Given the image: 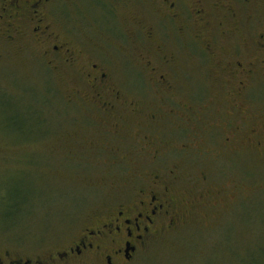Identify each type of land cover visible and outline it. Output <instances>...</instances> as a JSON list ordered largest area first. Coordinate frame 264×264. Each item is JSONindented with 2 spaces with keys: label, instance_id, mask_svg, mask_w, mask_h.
Wrapping results in <instances>:
<instances>
[{
  "label": "rangeland",
  "instance_id": "rangeland-1",
  "mask_svg": "<svg viewBox=\"0 0 264 264\" xmlns=\"http://www.w3.org/2000/svg\"><path fill=\"white\" fill-rule=\"evenodd\" d=\"M252 3L238 12L241 26L226 43L228 48H238L239 57L251 51V39L264 36V0ZM90 15L92 12L80 10L65 13L70 37L78 42L89 37L104 44L98 40L99 28ZM172 37L164 36L169 48L175 43ZM176 43L180 51H186L182 40ZM192 47L188 50L197 52ZM183 57L189 58L188 54ZM258 57L264 60V53ZM189 62L185 69H178L172 91H156L146 85L144 90L129 92L145 111L155 108L157 115L164 116V123L156 124L157 130L163 127V131L155 138L165 142L167 153L162 151L153 161L151 151L147 155L128 142L114 145L99 140L102 146H118L120 151L133 148L125 162L120 161L125 157L123 152H89L90 148L101 147L90 136L78 144L73 138L66 140L68 129L72 134L78 127L73 122L67 124L66 112L71 117L80 115L65 104L66 94L75 87L72 79L57 81L40 62H33L31 69L21 65L10 68L7 75L13 74L18 80L11 87L8 82L5 85L9 76L0 68V231L27 230L18 242L44 252L72 239L108 204L115 191L127 190L129 176L135 170L137 181L152 180L154 175L164 178L173 171L178 203L190 202L184 208L187 220L175 232L150 239L130 264H264V145L239 147L235 143L229 150H221L230 137L229 122L234 126L241 118V112L233 111V102L240 105L251 125H264V76L260 74L264 69L248 82L243 99L234 97L235 101L230 99L228 104V94L233 95L235 89L233 83L225 90L213 82V72L202 73ZM148 80V76H135L133 84H149ZM176 104L191 108L192 113L183 112ZM40 117L46 121L43 126H39ZM188 121L193 127L187 125ZM197 121L203 125H197ZM210 124L214 128H208ZM204 139L209 143L205 149L208 154L197 149ZM261 139L264 144V129ZM69 147L85 149L79 150L84 154L72 150V155H64L68 153L64 148ZM139 184L135 189L141 188ZM200 195L204 196L200 199ZM13 237L0 236L6 241Z\"/></svg>",
  "mask_w": 264,
  "mask_h": 264
},
{
  "label": "flooded vegetation",
  "instance_id": "flooded-vegetation-1",
  "mask_svg": "<svg viewBox=\"0 0 264 264\" xmlns=\"http://www.w3.org/2000/svg\"><path fill=\"white\" fill-rule=\"evenodd\" d=\"M252 4V0H0V68L9 76L5 78V85L8 82L11 87L18 80L13 74L7 75L10 68L21 65L31 69L33 62H40L57 81H74L75 87L66 94L65 104L80 115L71 117L66 112L67 124H78L72 134L66 126L69 133L66 140L73 138L74 144H78L90 136L99 144V140L114 145L128 142L127 145L130 143L147 155L152 154V160L156 161L167 149L166 145L163 147L164 141L155 138L156 133L163 131V127L157 130L156 124L164 123V116L157 115L155 108L153 113L150 108L145 111L129 92L144 90L146 85L156 91H172V80L178 69H185L191 61L195 70L205 74L213 72L216 75L213 82L221 88L227 90L233 83L234 93L228 94L226 103L230 99L235 101L234 97L243 99L248 82L264 69V60L258 57L264 53V36L260 34L258 40L251 39V51L247 50L245 57H239L238 48H228L226 43L241 26L238 12ZM71 10L92 12L89 17L99 28L98 40L104 44L89 37L81 42L70 37L64 18ZM61 18L64 20L60 22ZM171 35L175 43L169 48L164 36ZM242 39L239 40L246 43ZM177 40H182L186 51L179 50ZM189 47L200 51H189ZM187 54L190 59L183 57ZM207 64L211 68L204 67ZM260 74L264 76V72ZM135 76H148L149 84H133ZM178 107L192 113L189 107L182 104ZM232 109L241 112V118L234 126L229 122L230 137L221 150H229L235 143L239 147H262L264 125H251L236 101ZM191 121L186 122L189 127H193ZM45 122L40 117L39 126ZM196 124L202 126L203 122ZM207 144L204 139L198 145L199 153L208 154ZM100 146L90 148L89 152L95 155L123 152L125 157L120 158L121 162L127 161L128 152L132 154L133 150ZM64 149L68 152L64 155L68 156L72 150L76 153L85 150ZM135 172L129 176L127 190L115 191L108 204L80 227L72 239L49 250L42 252L39 247L19 243L21 236L28 234L27 230L0 231V236H14L9 241L0 238V264H130L150 239L175 232L187 220L184 208L190 205V202L178 203L173 171L164 178L154 175L152 180L141 181L134 179L139 177ZM137 183L142 184L138 190ZM219 203L217 200L216 204Z\"/></svg>",
  "mask_w": 264,
  "mask_h": 264
}]
</instances>
